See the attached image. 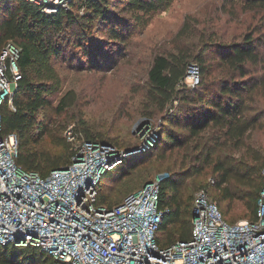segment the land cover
<instances>
[{
    "label": "trees",
    "instance_id": "trees-1",
    "mask_svg": "<svg viewBox=\"0 0 264 264\" xmlns=\"http://www.w3.org/2000/svg\"><path fill=\"white\" fill-rule=\"evenodd\" d=\"M172 1L72 0L69 9L45 14L42 6L35 2L0 0V51L8 41L19 49L16 63L20 76L11 97L15 109H10L6 102L0 103L2 133H14L18 138L17 166L45 177L51 170L71 162L72 144L64 136L55 134L52 123L46 121L44 115L38 117L39 112L52 107L54 101V110L63 112L77 100L73 89L61 92V78L54 60H66V48L72 44L81 51L89 67L95 68L103 62L102 54L106 51L103 41L93 36V30L106 32L110 41L124 44L129 40L133 26L144 25L151 15L165 9ZM244 2L247 7L264 8V0ZM191 27L186 16L171 38L173 48L153 56L146 74L147 115H153V110L163 113L171 107L172 102L180 98L181 87L186 88L190 65H197V85L190 98L186 94L183 96L184 101L189 99L198 104L195 112L184 114L183 127L187 137L182 139L165 130L162 134L170 149L184 146L190 138L195 139V147L199 149L197 159L202 158L211 168V179L219 191L215 202L222 215L218 202L239 199L243 202L247 220H254L262 187L264 152L249 140L256 129L264 133V110L254 111L253 108L255 94L264 95V72L254 74L258 66L264 67V38L254 36L253 32H246L240 40L229 43L217 41V38H188L193 36ZM207 53L212 57L208 58ZM214 66L220 71L211 76ZM83 124L80 119L74 126L78 138L105 143ZM205 135L207 141L200 146L198 139ZM46 136L60 151L41 147L40 142ZM217 147L231 149L230 154L214 156ZM131 169V162L120 166L123 176ZM176 184L169 175L159 183V206L165 210L156 237L161 246L188 240L191 235L192 204L190 207L184 202ZM202 188L208 192L205 186ZM100 190L99 180L98 204L110 207L121 202L105 203ZM0 264L61 262L38 246L0 244Z\"/></svg>",
    "mask_w": 264,
    "mask_h": 264
},
{
    "label": "built area",
    "instance_id": "built-area-1",
    "mask_svg": "<svg viewBox=\"0 0 264 264\" xmlns=\"http://www.w3.org/2000/svg\"><path fill=\"white\" fill-rule=\"evenodd\" d=\"M28 1L50 14L69 9L72 0ZM18 55L11 41L0 51V103L10 109ZM193 74L192 85L199 78ZM63 136L73 146L71 162L41 177L17 166L18 138L0 124V244L38 246L61 264H264V167L254 220L228 222L202 188L192 202L190 238L161 246V178L118 204H98L99 168L118 161L111 162L108 144L79 139L72 125Z\"/></svg>",
    "mask_w": 264,
    "mask_h": 264
},
{
    "label": "rangeland",
    "instance_id": "rangeland-1",
    "mask_svg": "<svg viewBox=\"0 0 264 264\" xmlns=\"http://www.w3.org/2000/svg\"><path fill=\"white\" fill-rule=\"evenodd\" d=\"M186 16L193 29V36L188 38H217V41L229 43L240 40L246 32L264 38V8L260 6L247 7L244 0H173L165 9L151 15L144 25L133 26L129 40L124 44L110 41L106 32L93 30V36L103 41L106 51L102 54L103 62L95 68L89 67L81 51L72 44L66 48V60H54L61 78V92L73 89L77 100L63 112L54 110V101L53 106L40 111L38 117L44 115L46 121L52 123L55 134L61 137L65 127L72 125L74 128L82 119L84 126L109 145L110 160L117 157L124 160H117L118 164L112 169L99 168L100 195L105 197V203H118L146 181L168 175L175 179L182 199L190 207L202 186L208 189L214 201H218L215 195L219 191L211 181V168L202 158L196 157L199 149L195 147V139L190 138L184 146L170 149L162 134L165 130L182 139L187 137L183 127L184 114L195 112L198 104L189 99L184 101L183 96H192L197 84L192 85L191 76L196 72L199 74L198 66L190 65L186 88L181 87L180 98L174 100L171 107L163 113L153 110V115H147V70L155 54L173 48L171 38ZM206 56L211 58L212 54ZM213 69L211 76L218 75L220 68ZM263 72L264 67L258 66L254 74ZM253 106L254 111L264 110L263 94H255ZM207 137L198 139L200 146ZM249 142L264 152L262 130L253 131ZM40 145L52 152L60 151L47 136ZM230 151L217 147L214 156H224ZM128 162L132 163V169L123 176L120 166ZM218 203L230 223L248 218L241 200L227 199Z\"/></svg>",
    "mask_w": 264,
    "mask_h": 264
},
{
    "label": "water",
    "instance_id": "water-1",
    "mask_svg": "<svg viewBox=\"0 0 264 264\" xmlns=\"http://www.w3.org/2000/svg\"><path fill=\"white\" fill-rule=\"evenodd\" d=\"M118 159H120V158H114L111 162H114V161H116V160H118Z\"/></svg>",
    "mask_w": 264,
    "mask_h": 264
}]
</instances>
